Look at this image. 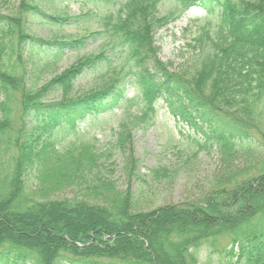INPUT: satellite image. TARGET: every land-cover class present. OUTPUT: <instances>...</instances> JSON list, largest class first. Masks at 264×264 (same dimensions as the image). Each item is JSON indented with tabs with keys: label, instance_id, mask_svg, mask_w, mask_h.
Segmentation results:
<instances>
[{
	"label": "trees",
	"instance_id": "1",
	"mask_svg": "<svg viewBox=\"0 0 264 264\" xmlns=\"http://www.w3.org/2000/svg\"><path fill=\"white\" fill-rule=\"evenodd\" d=\"M163 1L88 0L95 7L120 4L104 24L129 70L80 93L75 82L84 72L111 63L105 53L82 56L38 85L21 46L29 43L45 55L55 51V57L80 48L85 37L47 40L30 26L34 17L64 26L89 15L49 13L40 0H21L12 15H0V44L9 58L0 59V162L6 157L8 163L0 185V264H208L199 255L204 245L218 252L215 264H264V0H170L173 6L161 14ZM192 5L214 14L199 38L212 47L186 73L158 57L154 33ZM124 80L135 97L125 99L118 87ZM52 91L60 101L47 102ZM161 98L176 119L202 133L201 148L223 154L227 171L198 201L137 210L131 188L119 191L110 179L82 198L49 195L98 165L89 143L59 150L60 134L74 133L80 120L120 100L127 109L138 105L147 122ZM123 138L121 133L122 146ZM242 154L255 157L252 163L261 155L260 166L235 167ZM33 167L43 200L26 195V173ZM99 198L101 203L90 201Z\"/></svg>",
	"mask_w": 264,
	"mask_h": 264
},
{
	"label": "rangeland",
	"instance_id": "2",
	"mask_svg": "<svg viewBox=\"0 0 264 264\" xmlns=\"http://www.w3.org/2000/svg\"><path fill=\"white\" fill-rule=\"evenodd\" d=\"M21 0H0V15H12ZM119 3L102 4L95 7L87 0H40V6L46 12L65 14L68 16H84L69 25H54L42 17H34L30 28L42 39L51 37L76 38L85 37L86 41L80 48H72L55 57V51H48L45 55L38 47L29 43L21 46L24 66L31 73L36 84L44 85L53 76L70 67L77 59L86 55L105 53L111 63L99 64L93 70H87L75 82V93L101 86L110 77L120 72L123 77L128 72V65L123 63L124 50L120 47L112 48L109 33L105 28V15L114 14ZM173 6L170 0H164L159 12L166 14ZM92 11V12H91ZM91 13V14H90ZM211 19L203 7H192L189 12L169 25L155 31L156 45L160 46L158 57L169 64L170 69L190 73L195 65L212 47V43L205 38L199 40L203 26L207 24L206 17ZM212 27L214 22H211ZM3 42H8L4 37ZM8 47L0 44V59L9 62ZM46 66H43V65ZM124 88L125 98L136 96V90L129 80L118 84ZM61 94L52 91L47 102L60 101ZM156 115L149 121L141 120L138 105L126 108L119 104L106 112L89 115L80 120L74 133L63 132L59 136L58 148L80 147L89 143L98 159V165L90 171L76 175L71 185L50 193L52 198L77 199L82 198L93 185L111 180L116 188L126 190L131 188L137 202L136 209L153 210L166 204H188L196 202L210 190L212 183L224 172L223 154L218 148H201L200 140L204 141L201 132L187 122L176 119L169 111L164 99L158 103ZM123 134V146L119 144ZM255 158V157H253ZM251 157L242 154L235 162V167L260 166L261 155H256L252 163ZM0 167V185L7 173V158L4 157ZM166 168L163 173H156V169ZM134 168V169H133ZM134 171V172H133ZM37 170L31 168L26 173V195L30 198L43 200L45 196L38 192L40 181ZM93 203L100 201L90 200ZM101 203V202H99ZM226 241H222L223 244ZM211 254V256H210ZM199 255L201 261L215 264L219 259L217 251L209 252L204 245Z\"/></svg>",
	"mask_w": 264,
	"mask_h": 264
}]
</instances>
